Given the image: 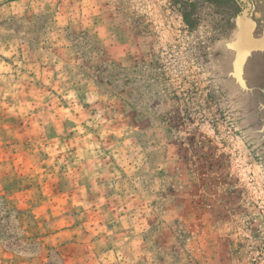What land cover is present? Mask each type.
<instances>
[{
    "label": "rangeland",
    "instance_id": "rangeland-1",
    "mask_svg": "<svg viewBox=\"0 0 264 264\" xmlns=\"http://www.w3.org/2000/svg\"><path fill=\"white\" fill-rule=\"evenodd\" d=\"M242 1L228 23L0 0V264H264V0Z\"/></svg>",
    "mask_w": 264,
    "mask_h": 264
},
{
    "label": "trees",
    "instance_id": "trees-1",
    "mask_svg": "<svg viewBox=\"0 0 264 264\" xmlns=\"http://www.w3.org/2000/svg\"><path fill=\"white\" fill-rule=\"evenodd\" d=\"M202 4L206 9L212 10L215 15L220 17V20L225 18L228 20V23L231 19H234L241 15L245 3L242 0H201ZM250 3L252 8V0H247ZM198 6L195 3H189L185 7L183 12V21L185 25L190 29H195L198 26L199 18L197 15Z\"/></svg>",
    "mask_w": 264,
    "mask_h": 264
},
{
    "label": "crops",
    "instance_id": "crops-1",
    "mask_svg": "<svg viewBox=\"0 0 264 264\" xmlns=\"http://www.w3.org/2000/svg\"><path fill=\"white\" fill-rule=\"evenodd\" d=\"M9 162H10V161H8V162H3V163H6V165H11V169H13L12 164L9 163ZM5 171L8 172L7 170H0V176H2L3 178H5V177L8 176L7 173H6Z\"/></svg>",
    "mask_w": 264,
    "mask_h": 264
}]
</instances>
